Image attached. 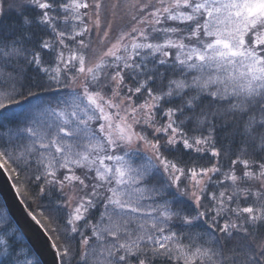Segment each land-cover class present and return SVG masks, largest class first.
<instances>
[{
    "label": "snow or ice",
    "instance_id": "snow-or-ice-1",
    "mask_svg": "<svg viewBox=\"0 0 264 264\" xmlns=\"http://www.w3.org/2000/svg\"><path fill=\"white\" fill-rule=\"evenodd\" d=\"M0 162L60 264H264V0H0Z\"/></svg>",
    "mask_w": 264,
    "mask_h": 264
},
{
    "label": "water",
    "instance_id": "water-1",
    "mask_svg": "<svg viewBox=\"0 0 264 264\" xmlns=\"http://www.w3.org/2000/svg\"><path fill=\"white\" fill-rule=\"evenodd\" d=\"M9 176V172L5 171V166L0 167V196L8 215L42 264H60V256L56 248L52 246L54 240L45 227L41 226L42 223L38 224L33 219V216L38 218L20 197Z\"/></svg>",
    "mask_w": 264,
    "mask_h": 264
},
{
    "label": "trees",
    "instance_id": "trees-1",
    "mask_svg": "<svg viewBox=\"0 0 264 264\" xmlns=\"http://www.w3.org/2000/svg\"><path fill=\"white\" fill-rule=\"evenodd\" d=\"M5 167H7L5 165ZM10 175L14 176V173H10V171H8ZM14 183L16 184V181L13 179ZM17 187H21V197L24 200V202L26 203V205L28 206V208L37 216V218L41 221V223L44 225L45 229L48 228L50 225L48 224V221H46L44 218H42L39 213L44 205V203L46 202H40V201H33L31 198H27L23 195V188L21 185H17ZM0 219L5 220L11 227L9 228V232L7 235H5V233L0 232V238H4V239H9L10 241L13 242V246H19V247H23L26 251H31L32 256L35 260L38 261V264H42L40 262V260L38 259V257L36 256V254L33 252L32 248L30 247V245L27 243V241L22 237L19 229L17 228V226L15 225V223L13 222V220L10 218V216L8 215L6 208L4 206V203L0 197ZM14 230V232H13ZM49 232V231H48ZM52 236V238L55 240V234L52 232H49ZM13 237H15V239H13ZM75 243V242H73ZM4 257L0 256V264H3L4 261Z\"/></svg>",
    "mask_w": 264,
    "mask_h": 264
},
{
    "label": "bare ground",
    "instance_id": "bare-ground-1",
    "mask_svg": "<svg viewBox=\"0 0 264 264\" xmlns=\"http://www.w3.org/2000/svg\"><path fill=\"white\" fill-rule=\"evenodd\" d=\"M12 181H13V179H12ZM13 183H14V181H13ZM14 185H15V183H14ZM16 189H17V186H16ZM19 195H20V193H19ZM1 197V196H0ZM20 197H21V195H20ZM22 198V197H21ZM2 199V198H1ZM3 201V200H2ZM5 206V205H4ZM6 208V207H5ZM48 232V231H47ZM49 233V232H48ZM49 235L51 236V234L49 233ZM51 238H52V236H51ZM53 239V238H52ZM54 240V239H53Z\"/></svg>",
    "mask_w": 264,
    "mask_h": 264
},
{
    "label": "rangeland",
    "instance_id": "rangeland-1",
    "mask_svg": "<svg viewBox=\"0 0 264 264\" xmlns=\"http://www.w3.org/2000/svg\"><path fill=\"white\" fill-rule=\"evenodd\" d=\"M29 258H30V259H34L33 256H30Z\"/></svg>",
    "mask_w": 264,
    "mask_h": 264
}]
</instances>
